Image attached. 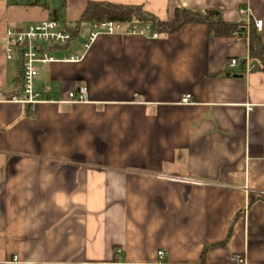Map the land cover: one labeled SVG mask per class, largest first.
<instances>
[{"label":"crops","instance_id":"crops-1","mask_svg":"<svg viewBox=\"0 0 264 264\" xmlns=\"http://www.w3.org/2000/svg\"><path fill=\"white\" fill-rule=\"evenodd\" d=\"M25 1L0 0V264H264V71L248 32L101 34L82 60L40 71L35 104L11 101L20 72L5 52L8 28L63 1L73 25L89 1L162 20L177 7L218 10L262 20L264 43V0ZM85 31L57 54L83 52ZM81 84L88 101L67 102Z\"/></svg>","mask_w":264,"mask_h":264},{"label":"built area","instance_id":"built-area-1","mask_svg":"<svg viewBox=\"0 0 264 264\" xmlns=\"http://www.w3.org/2000/svg\"><path fill=\"white\" fill-rule=\"evenodd\" d=\"M248 9H241V14L248 13ZM263 21L257 20L256 26L260 29ZM72 26L57 19H45L42 21L28 23L25 27L8 28L6 32L5 52L9 61H16L19 65L21 77L20 95L11 98L13 102L24 104H35L42 101L41 93L35 88V81L42 69L54 62H78L82 60L86 51L101 34H141L158 38L159 33L152 30L150 24L134 23L131 25L115 21H95L84 28L88 37L84 44V51L69 56H59L58 51L66 48L74 39ZM246 72L255 66L246 59ZM240 60L233 58L230 67H237ZM50 99H45L49 101ZM70 103L88 101V87L85 84L68 92L65 99ZM190 96L184 99L189 102ZM121 251V250H120ZM160 257L165 256L164 250H159ZM17 259V257H15Z\"/></svg>","mask_w":264,"mask_h":264},{"label":"trees","instance_id":"trees-1","mask_svg":"<svg viewBox=\"0 0 264 264\" xmlns=\"http://www.w3.org/2000/svg\"><path fill=\"white\" fill-rule=\"evenodd\" d=\"M40 0H27L23 5L34 6L40 5L44 9H48L47 3L40 4ZM65 1L60 7L51 10L52 19L62 20V10ZM63 21V20H62ZM95 21H115L128 25L150 24L152 30L159 34H170L179 31L187 24L199 23L206 25L208 33L216 37H230L236 33H247L249 39V55L257 61L259 68L264 71V43L255 23L252 21L245 24L240 22H227L221 17L218 10H192L182 7L174 9L173 14L166 20L160 19L155 14L144 9L142 5L118 4L108 1H89L81 13L80 18L71 27L73 37L76 38L84 27ZM68 25V24H67ZM245 29V30H244ZM246 59L240 61L241 71L246 69ZM20 84H21V77Z\"/></svg>","mask_w":264,"mask_h":264},{"label":"rangeland","instance_id":"rangeland-1","mask_svg":"<svg viewBox=\"0 0 264 264\" xmlns=\"http://www.w3.org/2000/svg\"><path fill=\"white\" fill-rule=\"evenodd\" d=\"M49 19V18H48ZM45 20V19H44ZM40 21V20H39ZM42 21V20H41ZM31 22H37V21H25V22H22L23 24H25V26L28 24V23H31ZM25 26H23V27H25ZM68 26H73V24H68ZM85 29V28H84ZM82 30L81 31V33L78 35V37L77 38H75V41L77 42V41H79V42H81L82 41V39L84 38V35L86 34L85 32V30ZM12 65H14L13 63H12ZM12 98V97H11Z\"/></svg>","mask_w":264,"mask_h":264}]
</instances>
